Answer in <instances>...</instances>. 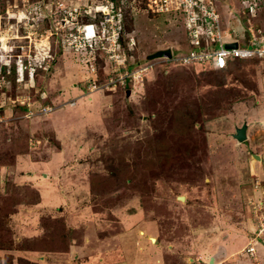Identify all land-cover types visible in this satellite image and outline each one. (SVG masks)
<instances>
[{
	"label": "rangeland",
	"instance_id": "374dc122",
	"mask_svg": "<svg viewBox=\"0 0 264 264\" xmlns=\"http://www.w3.org/2000/svg\"><path fill=\"white\" fill-rule=\"evenodd\" d=\"M109 1L0 0V264H264V59L101 85L190 46L179 13L113 0L121 64L93 58L77 30ZM216 4L229 40L264 35V0Z\"/></svg>",
	"mask_w": 264,
	"mask_h": 264
},
{
	"label": "built area",
	"instance_id": "2783aa9c",
	"mask_svg": "<svg viewBox=\"0 0 264 264\" xmlns=\"http://www.w3.org/2000/svg\"><path fill=\"white\" fill-rule=\"evenodd\" d=\"M146 10L151 13H173L177 12L181 15L184 27L188 37V44L190 45L188 51L181 55H171L170 58L164 56H157L151 60L145 61L144 66L132 69L125 65L127 56L123 55V60L117 61L120 54L119 39L123 29V13L122 7H116L114 1L110 0L106 6L98 8L94 7V12L90 9L87 14L90 15L91 21L85 24H79L77 41L80 45L76 47L84 49L93 58L98 54L97 49H102L106 52L109 59L114 60L122 65L123 69L119 76L115 79H110L108 83L115 84L116 80L122 79L124 82L126 78H137L145 73L147 70L153 68L161 62H175L183 65L196 64V62H205L213 60L218 67H225L230 59L234 58H264V35L260 31L252 32L248 25L245 29V42L239 43L238 39L229 40L231 34L222 27L221 15L218 12L216 0H145ZM101 11V19L95 23L97 17L96 13ZM91 13V14H90ZM128 44L133 46L135 44V37L131 32H128ZM259 33V34H257ZM82 41V42H81ZM236 42L237 47H228L226 44ZM142 65V64H141ZM92 64V69L95 70ZM96 85L93 86V89ZM52 110L51 107L46 106L41 112L46 113ZM253 248V247H252Z\"/></svg>",
	"mask_w": 264,
	"mask_h": 264
},
{
	"label": "trees",
	"instance_id": "16d2710c",
	"mask_svg": "<svg viewBox=\"0 0 264 264\" xmlns=\"http://www.w3.org/2000/svg\"><path fill=\"white\" fill-rule=\"evenodd\" d=\"M128 8V7H127ZM125 18H130L132 19L131 15L125 10L124 8V19ZM124 23H125V26H126V20H124ZM163 52H157L155 54V56L153 58H155L156 56H161ZM261 59H264V58H261V57H253V58H247V59H242V58H234V59H230L227 63V65L225 67H218L214 64V61L213 60H210V61H205V62H198V64H201L202 67L204 68V72L205 73H216V72H222V71H225L227 70L228 68H233L234 66H236L237 63L241 62V61H248V60H261ZM163 63H167L171 66H180L179 63H173V62H170V61H166V62H163ZM197 63V62H196ZM183 65V64H181ZM184 66H187V65H184ZM192 66H195V65H192Z\"/></svg>",
	"mask_w": 264,
	"mask_h": 264
},
{
	"label": "water",
	"instance_id": "95a60500",
	"mask_svg": "<svg viewBox=\"0 0 264 264\" xmlns=\"http://www.w3.org/2000/svg\"><path fill=\"white\" fill-rule=\"evenodd\" d=\"M228 47H237L238 44L236 42H233V43H228L226 44ZM171 52L169 51H166L163 53V56L164 57H168L170 58L171 57ZM247 129H248V124L246 122L243 123L242 126L238 127L236 129V132L234 133V137L239 140L240 142L242 141H245L247 138H248V135H247ZM181 199H185L183 195L179 196Z\"/></svg>",
	"mask_w": 264,
	"mask_h": 264
},
{
	"label": "crops",
	"instance_id": "0c3cea01",
	"mask_svg": "<svg viewBox=\"0 0 264 264\" xmlns=\"http://www.w3.org/2000/svg\"><path fill=\"white\" fill-rule=\"evenodd\" d=\"M244 30H243V28H241V30L240 31H237L235 34L237 35V36H239L240 38H242L243 37V39H244V42H245V36H244V32H243ZM238 39V38H237ZM188 48L189 47H187V49H186V52L188 51ZM261 154V153H260ZM260 154H254V156L256 157V161L257 160H259V159H263L264 158V156L263 155H260ZM258 155V156H257ZM261 156H263V158L261 157ZM260 157V158H259ZM263 257H264V255H263ZM159 260V259H158Z\"/></svg>",
	"mask_w": 264,
	"mask_h": 264
},
{
	"label": "clouds",
	"instance_id": "9594fccd",
	"mask_svg": "<svg viewBox=\"0 0 264 264\" xmlns=\"http://www.w3.org/2000/svg\"><path fill=\"white\" fill-rule=\"evenodd\" d=\"M164 52H166V51H163V53H164ZM169 52H171V51H169ZM163 53H162V55H161V56H163ZM171 53H172V52H171Z\"/></svg>",
	"mask_w": 264,
	"mask_h": 264
},
{
	"label": "flooded vegetation",
	"instance_id": "af4514ba",
	"mask_svg": "<svg viewBox=\"0 0 264 264\" xmlns=\"http://www.w3.org/2000/svg\"><path fill=\"white\" fill-rule=\"evenodd\" d=\"M163 52V51H162Z\"/></svg>",
	"mask_w": 264,
	"mask_h": 264
}]
</instances>
